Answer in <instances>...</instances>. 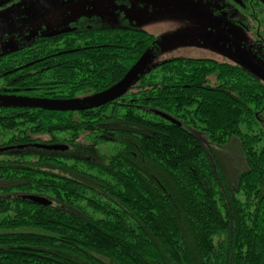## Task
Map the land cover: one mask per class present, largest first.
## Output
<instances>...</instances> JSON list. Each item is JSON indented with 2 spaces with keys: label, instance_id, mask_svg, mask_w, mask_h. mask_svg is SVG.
Returning a JSON list of instances; mask_svg holds the SVG:
<instances>
[{
  "label": "trees",
  "instance_id": "trees-1",
  "mask_svg": "<svg viewBox=\"0 0 264 264\" xmlns=\"http://www.w3.org/2000/svg\"><path fill=\"white\" fill-rule=\"evenodd\" d=\"M239 2L262 66L264 1ZM71 28L0 51V96L89 99L156 49L135 28ZM231 140L244 169L228 185L213 153ZM0 264H264V83L176 57L93 108L0 104Z\"/></svg>",
  "mask_w": 264,
  "mask_h": 264
},
{
  "label": "rangeland",
  "instance_id": "rangeland-1",
  "mask_svg": "<svg viewBox=\"0 0 264 264\" xmlns=\"http://www.w3.org/2000/svg\"><path fill=\"white\" fill-rule=\"evenodd\" d=\"M36 2L13 0L0 7V51L53 31L88 25L151 34L156 49L145 56L143 68L176 57L236 64V54L251 44L248 32L234 22L238 16L231 0H56L41 9ZM9 101L0 99V104ZM214 150L226 183L233 184L244 169L237 141Z\"/></svg>",
  "mask_w": 264,
  "mask_h": 264
},
{
  "label": "water",
  "instance_id": "water-1",
  "mask_svg": "<svg viewBox=\"0 0 264 264\" xmlns=\"http://www.w3.org/2000/svg\"><path fill=\"white\" fill-rule=\"evenodd\" d=\"M12 1L13 0H5L3 2H0V7H3L4 5ZM36 1L37 2L34 3L36 9H41L56 0H36ZM71 30L72 28L68 27L66 29L53 31L41 36L54 37L60 34H65ZM149 54L151 53L145 54L116 85L111 87L105 93L89 99H80L75 101H48V100L26 99V98L16 99V98H11V97L8 98L2 96H0V99H5L7 101L10 100L9 102L6 103L15 106L35 107V108L51 109V110H84V109L93 108L104 104L106 101L114 100L119 96H121L122 94H124L127 86L131 83L135 75L138 73L139 70H141L144 67L145 56ZM236 60L240 66H242L244 69L252 73L261 82L264 83V69L250 59V54L248 51L241 50L238 54H236ZM156 114L160 115L162 118L168 121H171L172 123H175L173 119H171L170 117H168L163 113L156 112ZM52 148H56V147H52ZM26 198L37 204H45V205L48 204V202L44 198H40L37 196H27Z\"/></svg>",
  "mask_w": 264,
  "mask_h": 264
},
{
  "label": "flooded vegetation",
  "instance_id": "flooded-vegetation-1",
  "mask_svg": "<svg viewBox=\"0 0 264 264\" xmlns=\"http://www.w3.org/2000/svg\"><path fill=\"white\" fill-rule=\"evenodd\" d=\"M229 1H230V0H229ZM231 2H232L233 4H235V5L240 4L239 0H237V1L231 0ZM232 6H233V5H232ZM236 23L241 24L239 21H236ZM87 27H90V26L88 25ZM240 27H241V26H240ZM250 57H251L250 59L256 63V59H254V57L251 56V55H250ZM211 60H212V59H211ZM256 64L259 65L258 63H256ZM259 66H260V65H259ZM261 67H262V66H261ZM263 69H264V67H263Z\"/></svg>",
  "mask_w": 264,
  "mask_h": 264
},
{
  "label": "bare ground",
  "instance_id": "bare-ground-1",
  "mask_svg": "<svg viewBox=\"0 0 264 264\" xmlns=\"http://www.w3.org/2000/svg\"><path fill=\"white\" fill-rule=\"evenodd\" d=\"M3 1H5V0H3ZM3 1H1V2H3ZM5 6V5H4Z\"/></svg>",
  "mask_w": 264,
  "mask_h": 264
}]
</instances>
